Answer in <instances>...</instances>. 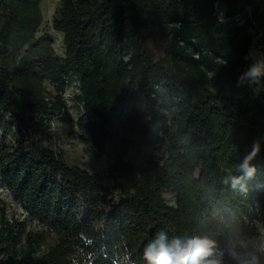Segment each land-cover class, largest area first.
I'll list each match as a JSON object with an SVG mask.
<instances>
[{"label": "trees", "instance_id": "1", "mask_svg": "<svg viewBox=\"0 0 264 264\" xmlns=\"http://www.w3.org/2000/svg\"><path fill=\"white\" fill-rule=\"evenodd\" d=\"M60 1L52 25L63 55L50 32L38 34L40 0H0V182L45 230L27 235L26 264H113L125 250L146 264L160 231L214 239L223 264H235L230 243L255 252L264 79L238 81L251 63L254 0H218L224 23L216 0ZM251 17L264 30V8ZM73 79L77 131L108 159L112 187L55 146L51 120H72L64 89ZM254 148L255 176L233 187L229 173L241 175ZM22 232L6 224L0 250ZM47 234L54 241L40 250Z\"/></svg>", "mask_w": 264, "mask_h": 264}, {"label": "rangeland", "instance_id": "2", "mask_svg": "<svg viewBox=\"0 0 264 264\" xmlns=\"http://www.w3.org/2000/svg\"><path fill=\"white\" fill-rule=\"evenodd\" d=\"M60 2V0H40L43 23L38 29V34L45 31L50 32L56 53L63 55L64 44L62 33L54 29L52 25L53 14ZM215 5L218 9H223L221 1L216 0ZM260 8H264V0H254L253 5L250 7L251 11ZM78 92L77 79H73L64 89L66 107L71 114L72 120L70 122L59 118L51 120L52 131L55 136V146L63 151L69 163L78 164L79 166L97 171L104 184L112 187L115 178L109 169L108 159L105 156L98 155L94 145L83 141L77 131L76 120L79 107L74 99V95ZM113 193H116V190H113ZM163 196L167 203H175L176 196L171 190H165ZM6 224L21 225L23 232L21 240L16 245L0 250V264H26L24 256L27 254V235L42 233L45 230L37 220L25 211L20 203L14 200L0 182V232ZM259 232L264 244V224L259 225ZM53 241V234H47L45 242L40 246V250H45Z\"/></svg>", "mask_w": 264, "mask_h": 264}, {"label": "clouds", "instance_id": "3", "mask_svg": "<svg viewBox=\"0 0 264 264\" xmlns=\"http://www.w3.org/2000/svg\"><path fill=\"white\" fill-rule=\"evenodd\" d=\"M218 22L224 23L223 15L218 17ZM251 60L250 65L238 78L241 84H259L264 79V50L251 47L245 57ZM255 148L246 155L236 169L241 175L229 173L233 187L245 179H251L256 174L252 160L256 156ZM243 248L244 245H240ZM259 253V254H257ZM228 255L235 264H264V244L255 252H242L230 243ZM143 258L146 264H223V253L218 252L217 242L208 236L193 235L191 237L172 236L168 232L160 231L143 249ZM113 264H135L131 253L125 250L122 256L118 255Z\"/></svg>", "mask_w": 264, "mask_h": 264}, {"label": "built area", "instance_id": "4", "mask_svg": "<svg viewBox=\"0 0 264 264\" xmlns=\"http://www.w3.org/2000/svg\"><path fill=\"white\" fill-rule=\"evenodd\" d=\"M248 16L250 17L252 24L247 28L249 34L248 51L251 47L255 46L258 50H264V30L257 24V22L251 17V9H248ZM217 16H224V9H218L216 7ZM241 18V16H239Z\"/></svg>", "mask_w": 264, "mask_h": 264}]
</instances>
